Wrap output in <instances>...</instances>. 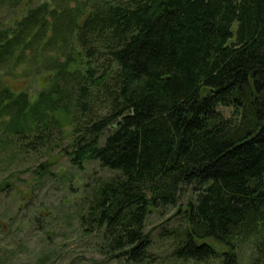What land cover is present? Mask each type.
I'll return each mask as SVG.
<instances>
[{"label":"trees","instance_id":"trees-1","mask_svg":"<svg viewBox=\"0 0 264 264\" xmlns=\"http://www.w3.org/2000/svg\"><path fill=\"white\" fill-rule=\"evenodd\" d=\"M24 12L0 26L1 137L34 152L62 133L51 113L77 123L72 162L110 172L87 184L79 213L99 251L154 264L146 220L190 185L181 222L160 231L172 260L158 264L218 256L207 239L234 264L235 240L251 236L264 260V0H43ZM19 68L52 75L34 100L3 82Z\"/></svg>","mask_w":264,"mask_h":264},{"label":"rangeland","instance_id":"rangeland-1","mask_svg":"<svg viewBox=\"0 0 264 264\" xmlns=\"http://www.w3.org/2000/svg\"><path fill=\"white\" fill-rule=\"evenodd\" d=\"M43 0H25L15 10H0V26L9 25L31 5ZM4 75L3 82L15 93L27 91L34 100L50 83L48 72ZM63 121L62 133H54L50 143L36 151H25L6 145L0 132V264H123L99 251V235L83 232L79 213L87 184L110 172L97 160L72 162V152L81 138L75 124L65 122V114L51 113ZM77 117V115H76ZM43 165L39 169L38 166ZM42 171V172H40ZM52 171V174L47 172ZM190 199H195L192 186H183L176 205L152 212L146 220V233L151 237L150 252L154 264L172 260L170 244L161 237L163 227L181 222L178 214ZM219 253L204 262L175 261V264H224L229 246L207 239ZM257 238L235 240L236 263L264 264L259 260ZM137 264V263H135Z\"/></svg>","mask_w":264,"mask_h":264},{"label":"water","instance_id":"water-1","mask_svg":"<svg viewBox=\"0 0 264 264\" xmlns=\"http://www.w3.org/2000/svg\"><path fill=\"white\" fill-rule=\"evenodd\" d=\"M108 130H110V129L108 128Z\"/></svg>","mask_w":264,"mask_h":264}]
</instances>
